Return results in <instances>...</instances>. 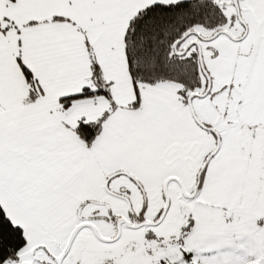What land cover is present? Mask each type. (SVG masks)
Listing matches in <instances>:
<instances>
[{"label":"snow or ice","instance_id":"6c2138e0","mask_svg":"<svg viewBox=\"0 0 264 264\" xmlns=\"http://www.w3.org/2000/svg\"><path fill=\"white\" fill-rule=\"evenodd\" d=\"M0 264H264V0H0Z\"/></svg>","mask_w":264,"mask_h":264}]
</instances>
